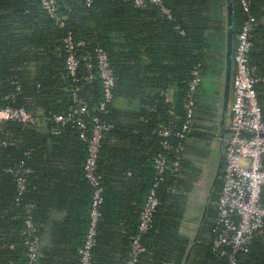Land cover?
<instances>
[{
	"label": "trees",
	"instance_id": "16d2710c",
	"mask_svg": "<svg viewBox=\"0 0 264 264\" xmlns=\"http://www.w3.org/2000/svg\"><path fill=\"white\" fill-rule=\"evenodd\" d=\"M57 1L63 25L47 13L40 0H0V107L25 106L47 117L43 127L8 120L0 128V214L8 228L0 238V264L28 263L26 206L33 204L36 232L41 237L55 198L50 184L59 178L60 174L52 170L57 169L59 159H66L73 167L72 185L67 192L73 197L72 212L83 216L81 240L65 254L69 264H83L80 250L87 238L83 231L87 228L88 233L91 223L94 194L84 172L87 143L71 123L60 134L50 131L54 115L68 111L74 104V84L88 104L87 119L98 114L111 125L98 162L104 191L90 264H101L103 255L111 251L112 197L117 182L121 184L119 218L124 241L120 264L127 261L155 179L154 159L159 153L168 156L171 169L157 188L160 203L152 227L142 237L145 250L139 264H182L192 244V235L182 233L190 194L196 193L200 184L208 185L216 163L210 150L218 136V109L202 103V82L195 93L194 121L183 136L177 133L187 119L185 104L192 71L198 68L203 78L222 70L226 0H162L161 5L148 1L143 6L134 0ZM251 1V12L257 17L252 63L259 70L257 89L264 111V23L260 22L264 0ZM233 2L237 32L247 13L240 0ZM69 32L76 40L87 42L80 55L102 47L110 58L116 84L113 101L103 111H98L103 100L101 80L89 79L83 62L78 81L68 73L64 37ZM17 84L22 86L21 92L15 100L8 98ZM131 99L136 106L120 104ZM166 128L172 130L169 136L160 133ZM117 140H126V146L121 147ZM164 140H168L170 148L163 145ZM179 145L183 148L179 149ZM115 148L123 164L120 181L113 178L111 157L118 153ZM176 160L178 164L173 165ZM21 164L30 171L24 173L26 187L19 194L16 169ZM222 184L221 170L189 264H264V236L255 237L248 251L237 253L235 262L213 252ZM262 199L264 202V190ZM67 222L73 223L74 219ZM61 236H55L53 247H44L36 264L52 262L53 255L62 250L58 246Z\"/></svg>",
	"mask_w": 264,
	"mask_h": 264
},
{
	"label": "built area",
	"instance_id": "2783aa9c",
	"mask_svg": "<svg viewBox=\"0 0 264 264\" xmlns=\"http://www.w3.org/2000/svg\"><path fill=\"white\" fill-rule=\"evenodd\" d=\"M91 2L92 0H87ZM162 4V0H134L136 5L143 6L146 2ZM47 13L60 25L64 24V16L60 13V5L57 0H40ZM247 13V18L242 23L235 37L233 52V76L232 99L230 105L231 116L229 120L230 133L225 142L224 163L222 169V188L217 202V217L214 221L213 252L218 256H228L235 262L236 254L250 249L251 243L257 236H264V202L262 192L264 190V111L260 104L257 85L260 82V74L256 65L252 63V50L255 46L253 30L257 23V17L252 14V1L240 0ZM169 13V9L163 8ZM85 40H76L69 32L64 37V46L67 50V70L78 81V69L81 62L85 64L89 79L99 78L102 82L103 100L98 111H103L113 101L116 75L107 52L98 47L93 52L80 55L82 48L86 46ZM203 78L198 68L192 71L190 90L185 104L187 119L183 129L177 133L183 136L189 130L190 124L195 118V93ZM21 85L17 84L16 91L7 97L15 100L21 92ZM74 104L64 113H57L53 117L55 122L50 131L60 134L68 124H72L80 137L87 143V155L84 162L85 177L94 189L91 223L88 229L84 246L80 250L82 263L90 264L92 259V247L97 232V223L101 214L103 203V185L101 174L98 172V162L106 132L110 124L102 120L96 114L87 119L89 107L87 102L78 94L79 86L74 84ZM45 115H37L25 106L6 105L0 107V128L8 121H17L25 125H39ZM170 128L162 129L163 136H169ZM4 141V144H7ZM165 147H171L168 140L163 141ZM183 147L179 145V149ZM178 160L175 161L177 165ZM168 156L159 153L154 159L155 179L142 209L139 229L134 236L131 250L126 264H139L145 245L142 243L143 235L152 227L154 214L160 203L157 188L164 179L168 169H171ZM23 164L16 169L19 194L26 187L24 173L29 172ZM20 197H18V200ZM33 204L26 206V247L27 264H36L42 249L43 240L36 232V224L32 215ZM196 222L190 224L193 233Z\"/></svg>",
	"mask_w": 264,
	"mask_h": 264
},
{
	"label": "crops",
	"instance_id": "0c3cea01",
	"mask_svg": "<svg viewBox=\"0 0 264 264\" xmlns=\"http://www.w3.org/2000/svg\"><path fill=\"white\" fill-rule=\"evenodd\" d=\"M260 22L264 23V4L261 11V17ZM222 61V70L219 73L210 72L203 76V91H202V103H204V106H216L217 111V117H216V128H217V135L220 133V122L222 117V105H223V88H224V62H225V55L223 56ZM232 99V98H231ZM123 105V107H134L137 104L131 99V100H123L120 103ZM230 105L229 104V110H228V117H227V123L229 125V120L231 116L230 111ZM47 122L42 121L39 125L40 127H43L46 125ZM45 133V131H43ZM230 133V132H229ZM228 133V134H229ZM126 140H117L116 143H119L118 145L126 146ZM120 149V148H118ZM115 150L118 152L115 154V156L111 157V160L114 162V166L112 167L114 174L113 178L117 181H120L122 179L120 172L123 170V164L118 158V155L120 151L115 148ZM211 153L215 159L216 162L218 158V151L215 143V147L211 148ZM58 165L56 166L57 169L55 172L59 173V178H56L55 181H52L50 184L55 193H54V201L53 205L50 208L49 213V219L47 224L43 228L41 239L43 240V245L41 252L39 254V257L42 255V251L46 245H49L51 247L54 246V240L55 236L57 234H62L61 239L58 241V246L62 248L61 253H56L52 257V262L47 264H69V256L65 254L66 251L69 249L75 247V245L81 240L80 235L82 230V223L81 220L83 218L81 213H73L71 203L73 200V197L71 196L70 192H67L68 187L72 185L71 180V172L73 171V167L68 164V161L66 159H59L57 162ZM216 164V163H215ZM52 167H55L54 165ZM212 168L213 165H212ZM120 195H121V184L117 182L115 185V188L113 190V197H112V215L114 218V236L112 240V244H110L108 247L111 248V251L107 254L103 255V259H101V264H120V252L124 249V241H123V229L121 226L119 214H120ZM195 193L190 194V204L188 208V213L186 216V219L182 226V233L187 236H191V228L190 224H192L193 216L192 210H193V203L196 200ZM199 215V214H198ZM199 218V216H198ZM195 221L197 223L198 221ZM68 219H74L73 223L67 222ZM194 222V221H193ZM8 228L4 226L3 223V216L0 214V238L6 233L5 231ZM83 233L87 234V228L83 231ZM112 245V246H111ZM124 264H126L124 260Z\"/></svg>",
	"mask_w": 264,
	"mask_h": 264
},
{
	"label": "water",
	"instance_id": "95a60500",
	"mask_svg": "<svg viewBox=\"0 0 264 264\" xmlns=\"http://www.w3.org/2000/svg\"><path fill=\"white\" fill-rule=\"evenodd\" d=\"M226 21L227 29L225 34V62H224V88H223V105L222 117L220 124V133L216 139V147L218 151L217 162L212 169L211 178L207 186L206 196L202 211L192 233V244L190 245L187 255L182 264H189L192 255L194 242L197 240L201 227L207 217L209 201L214 192L216 182L219 179L220 172L224 163L225 142L230 132V126L227 123L229 104L232 97V76H233V52L235 47V26H234V2L233 0H226Z\"/></svg>",
	"mask_w": 264,
	"mask_h": 264
},
{
	"label": "rangeland",
	"instance_id": "374dc122",
	"mask_svg": "<svg viewBox=\"0 0 264 264\" xmlns=\"http://www.w3.org/2000/svg\"><path fill=\"white\" fill-rule=\"evenodd\" d=\"M212 173V172H211ZM209 184V182H208ZM207 184L205 185V183L200 184V188L199 190H197V192L195 193V201L193 203V210H192V215L193 216V221L195 223V221L197 220L198 216H200V213L202 211L203 208V204H204V200H205V196H206V190H207ZM199 214V215H198ZM192 221V224H193ZM196 226V224H195Z\"/></svg>",
	"mask_w": 264,
	"mask_h": 264
}]
</instances>
